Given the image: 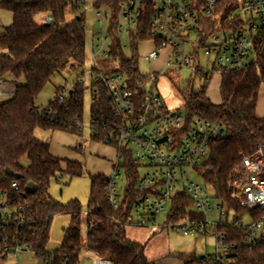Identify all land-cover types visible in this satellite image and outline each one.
<instances>
[{
    "label": "trees",
    "instance_id": "trees-1",
    "mask_svg": "<svg viewBox=\"0 0 264 264\" xmlns=\"http://www.w3.org/2000/svg\"><path fill=\"white\" fill-rule=\"evenodd\" d=\"M83 0H2L0 9L13 15L12 27L0 36V76L9 74L14 80L24 79V85H15L14 96L0 104V192L10 196L11 183L16 181L20 191L11 199L26 207V224L12 228L9 246H28L35 257L45 264H80L81 251L86 249L98 259L111 264H156L145 256V244L127 237L126 227L134 219L133 207L141 196L137 190L140 170L131 155L126 154L121 164L126 185L121 205L115 209L109 202L110 179L104 175L90 177V196L83 216L78 200L63 204L49 194L53 179L65 176L70 181L82 177L84 167L78 162L62 161L50 152V146L36 138V131H62L82 136L78 131L84 113V84L75 81L70 93L59 99L60 90L44 112L37 108V99L53 76L63 69L77 71L86 64V28L83 16H77ZM123 0H99L95 6L107 4L113 15L109 19L107 51L97 58L104 74L122 73L140 98L148 84L155 79L139 69V46L147 40L152 12H146L138 28L131 32L125 44L118 34L119 3ZM230 0H223L226 6ZM79 2L81 4L79 5ZM72 7L74 19L66 20V11ZM232 7L227 9L231 11ZM38 16L51 17L50 22L37 23ZM216 25V20L209 19ZM130 52L127 54L126 50ZM93 71H98L95 66ZM5 79V78H4ZM156 80V79H155ZM7 81V80H6ZM264 84V46L256 48V61L245 70L224 72L221 75V104L215 105L207 97L208 82L199 89L190 88L183 95L185 122L189 126L201 118L221 123L223 136L212 140L205 161L194 170L214 191L215 199L226 211V224L217 229L224 234L230 250L226 259L230 264H264V229L255 245H248L247 231L241 229L243 219L251 222L264 216L263 209L248 210L236 195V169L244 157H250L264 144V119L257 115L261 86ZM104 95V89L97 83ZM82 149H79L81 151ZM23 158L29 166L23 167ZM66 169L63 170L62 163ZM18 175L19 178L10 175ZM29 183L38 189L26 192ZM233 212L230 225L229 215ZM68 215L70 222L64 230L61 246L55 252L47 251L50 230L56 216ZM202 220L193 201L185 192L172 200L165 224L177 223L181 218ZM238 223L236 226L235 223ZM88 230L83 235L84 227ZM208 231L204 232L207 233ZM233 246V247H231ZM4 247V245H2ZM213 255L196 257L193 254L176 255L185 264H210ZM6 255L0 254V264Z\"/></svg>",
    "mask_w": 264,
    "mask_h": 264
},
{
    "label": "built area",
    "instance_id": "built-area-1",
    "mask_svg": "<svg viewBox=\"0 0 264 264\" xmlns=\"http://www.w3.org/2000/svg\"><path fill=\"white\" fill-rule=\"evenodd\" d=\"M222 1L123 0L119 3L118 34L127 44L141 18L146 12H152L145 42L152 43L154 49L146 59L157 60L163 51H168L165 68L189 69L209 83L214 74L250 67L256 61L257 46H264V0H230L226 6ZM229 7L232 10L227 12ZM42 19L44 23L51 21L49 16ZM209 19L216 20V25L213 26ZM193 34L196 35L195 40L192 39ZM101 39L110 42L107 33L102 34ZM202 50L206 57L205 68L200 62ZM93 60L98 71L91 69V140L113 147L118 152L117 166L109 178V202L116 210L120 208L116 179L124 172L121 164L128 153L140 171H147L140 172L137 190L141 196L132 212L138 221H129V226L175 230L184 236L212 231L216 235V251L210 264H230L225 258L230 247L225 245L224 234L217 233V229L226 224V211L219 204H212L215 196L212 198L204 186L190 180V170L207 158L210 142L223 136L222 124L196 118L187 126L184 113L180 109H170L160 94L161 75L150 74L156 80L149 83L151 87L147 86L139 98L125 74H104L96 65L95 56ZM80 82L84 84L83 80ZM97 83L103 87L104 95ZM14 92V85L0 76V104L12 98ZM69 93L70 90L65 95L61 94L59 99L63 100ZM83 121L84 113L78 128L82 134ZM236 171L239 177L233 187L242 199V207L264 210V144L259 145L252 156L244 157ZM19 191V184L14 181L10 186V196L0 192V254L6 255L1 264H21L10 261L25 252L37 259L28 246L7 244V240L12 239L10 230L21 229L26 224V207L12 203L11 199ZM180 192L188 195L193 201L194 211L205 218L184 217L177 223L157 225L158 217L166 208L170 211L173 198ZM213 209L220 213L219 221L209 218ZM83 216L87 218L89 211H83ZM241 229L247 231L246 243L255 245L264 229V216L248 225H241ZM87 230L85 226V233ZM37 261V264H45ZM93 264L111 263L97 259Z\"/></svg>",
    "mask_w": 264,
    "mask_h": 264
},
{
    "label": "rangeland",
    "instance_id": "rangeland-1",
    "mask_svg": "<svg viewBox=\"0 0 264 264\" xmlns=\"http://www.w3.org/2000/svg\"><path fill=\"white\" fill-rule=\"evenodd\" d=\"M1 1V0H0ZM95 2L99 0H83L80 9L77 10V16H83L85 19V28H86V40H87V51H86V64L83 68L72 71L69 68L63 69L60 73L53 76L51 81L47 84L44 90L41 92L37 99V108L39 111H45L49 103L55 98L56 93L60 90L61 94L65 95L69 90L72 89L75 81L80 79L84 82L85 94H84V131L83 139L86 141H91V132L89 129L90 120H91V106H92V76L91 69L94 65L93 56L100 58L107 51L109 42L102 40V34L107 33L109 19L113 15L112 8L107 4H101L95 6ZM98 13L101 16H98ZM75 15L73 13L72 7H69L66 11V20L70 21L74 19ZM43 17L38 16L36 18L37 23H43ZM13 23L12 13L0 9V35H3L6 28ZM192 39H196V35H192ZM154 47L150 43L140 44L139 53L141 55L139 60V69L144 74H153L157 73L162 76L163 79L159 81L160 94L164 96V99L168 101V104L172 107L182 106L180 111L185 113V108L183 107V97L182 95L190 88L199 89L205 84V80L200 78L199 75L192 73L189 69H178L176 67L165 68L166 61H157V60H148L146 56L150 53ZM129 54L130 50H126ZM201 57V67L205 68L206 66V57L203 50L200 52ZM99 67V62L96 63ZM95 66V65H94ZM96 67V66H95ZM5 80L9 83L15 85H24V79L14 80L9 74L4 76ZM208 83V93L210 99L217 100L219 98V87L220 76L214 74L212 79ZM148 87H151V84H148ZM52 136V133L49 131L37 130L36 138L42 142H47ZM50 141V140H49ZM84 152V147H83ZM98 155V154H94ZM101 156V155H100ZM107 158L104 156L100 159ZM23 167L29 166V160L23 158L20 162ZM141 174L147 172L145 169H141ZM90 171L88 167L84 166V174L82 177L74 178L71 181L65 176H59L57 179H53L49 188V194L55 200H58L63 203H68L71 200H78L81 202L84 211L87 210L88 200L90 196ZM190 180L196 182L197 184L204 186L206 190L210 193L212 198H214L215 193L210 189L203 181V179L196 173L195 170H190ZM117 183V192L119 199L122 198L126 178L124 172L116 179ZM213 205H218L219 203L214 199L212 201ZM169 212V209L166 208V211L161 214L157 221V225H163L166 222V216ZM220 213L216 212L215 209L209 212V218L212 221H219ZM69 216L62 215L56 216L53 219L51 230H50V239L47 244V251L55 252L61 246L64 230L68 226ZM134 221L137 222L138 218L134 216ZM233 221V212L229 215V222ZM251 220L248 216H245L243 219L244 225L250 224ZM129 228L128 226L126 227ZM209 234L204 235L202 233L191 234L188 237H185L182 233L175 230H170L169 237L171 245L180 248H184L185 252L199 254H210L215 253L216 251V235L213 232H208ZM83 235L85 232L83 231ZM166 235V234H164ZM168 237V235H167ZM200 247L203 251L198 252L197 248ZM91 254L87 252L86 249L81 251V262L80 264H92V260H89ZM31 258V254L25 252L19 254L16 261L21 264H32L28 263ZM11 262V261H10ZM30 262V261H29Z\"/></svg>",
    "mask_w": 264,
    "mask_h": 264
},
{
    "label": "crops",
    "instance_id": "crops-1",
    "mask_svg": "<svg viewBox=\"0 0 264 264\" xmlns=\"http://www.w3.org/2000/svg\"><path fill=\"white\" fill-rule=\"evenodd\" d=\"M8 27L11 28L12 24H10ZM7 29L9 28H6V30ZM144 43H150V42H144ZM144 43H141V44H144ZM150 44L153 47V44L152 43ZM168 54H169L168 51H163L161 54V57L157 59V61L165 62ZM219 76H220V83L218 84V87H219L218 89H219V94H220L221 75ZM161 79L163 78L161 77ZM206 94H207V97L210 99L208 88H207ZM164 100L170 109H180L182 107L181 105L172 107L168 104V101L166 99ZM210 100L215 105H219L222 102L220 95L217 100H213V101L212 99ZM256 112H257L258 117L264 119V84L261 86V89H260ZM51 133H52V136L49 139L50 141L49 140H45V141H47L46 143L49 144L50 152L54 157L59 158L64 162L65 161L78 162L82 164L83 167L84 166L88 167L91 173L90 174L91 176L104 175L108 178L112 177L113 172L117 166V161H118V152L115 148L97 143L92 140L86 141L83 139V134L82 136H77V135H72L66 132H62V131H55ZM83 147H84V152H83ZM79 149H82V150L79 151ZM95 153L98 155H94ZM100 155L102 156V158H104V156H106L107 158L102 160L100 159L101 157ZM64 162L62 163L63 170L66 169V165ZM63 204H66V203H63ZM69 222H70V218L68 220V224ZM128 227L129 228H127L126 230L127 237L132 241L138 242L140 244H145V256L149 260H154L156 264H185V261L177 258L176 255L193 254L196 257L213 255V253H210L207 255H204V254L197 255L196 253L185 252L186 250H184V248H180L178 246L176 247L172 246L170 237H169L170 230H164V229L161 230L155 227H138L135 225H130ZM208 232L202 233V234L207 235L209 234ZM185 237H188V236H185ZM197 251L200 252L203 250L200 249V247H198ZM16 259L17 257L15 259H11V262L16 261ZM97 259L98 258L92 254H91V257H89V260H92V264ZM29 261L28 263H32V264H37L38 262L37 259H35L32 256L29 259Z\"/></svg>",
    "mask_w": 264,
    "mask_h": 264
},
{
    "label": "water",
    "instance_id": "water-1",
    "mask_svg": "<svg viewBox=\"0 0 264 264\" xmlns=\"http://www.w3.org/2000/svg\"><path fill=\"white\" fill-rule=\"evenodd\" d=\"M10 175L15 176L16 178H19L18 175H14L13 173H10ZM37 189H38V187L35 184H33V183H29L26 186V192L30 193V194L36 193Z\"/></svg>",
    "mask_w": 264,
    "mask_h": 264
}]
</instances>
